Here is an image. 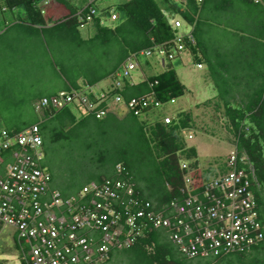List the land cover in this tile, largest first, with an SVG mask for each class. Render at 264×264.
<instances>
[{
	"label": "trees",
	"instance_id": "16d2710c",
	"mask_svg": "<svg viewBox=\"0 0 264 264\" xmlns=\"http://www.w3.org/2000/svg\"><path fill=\"white\" fill-rule=\"evenodd\" d=\"M41 1L0 0V7L4 8L0 10V41L4 40L6 62L0 69V131L12 134L38 124L44 154L40 163L51 176V188L68 197L90 181L120 178L115 167L121 164L139 196L160 207L178 196L183 175L180 161L191 160L192 166L198 167L195 147L187 145L184 136L185 130L194 126L191 112L181 111L169 123L159 116L148 117L149 110L141 114H146L145 117L121 109L96 118L93 112L66 105L59 110L47 108L38 113L34 102L58 90L38 94L34 91L39 86L35 74L27 85L23 83L32 69L43 76L48 68L63 82L64 90L85 85L95 87L110 78L131 53L148 48L154 51V46L173 42L176 30L165 13L171 10L193 25L191 33L195 43L185 39V49L191 51L196 63H208L217 88L216 96L204 104H212L217 110L222 107L234 145L248 155L255 177L251 189L259 213L264 216V3L252 0H203L202 3L197 0H124L109 7L119 17L112 25H106L102 24V14L109 8L103 5L99 9L97 0H54L46 6L45 15L38 6ZM92 7L97 15L91 14ZM6 12L11 18L5 19ZM90 21L89 35H83L81 27ZM204 22L229 31L228 48L236 42L234 47L226 53L209 55L200 35ZM9 32H13L14 37L20 36L19 41L29 39L38 46V60L42 62L37 67L29 66L33 61L29 62L30 57L25 53V56L18 54L17 59L14 58L11 41H5ZM185 91L175 69L167 67L138 81H126L121 94L124 99L152 95L167 103ZM59 144H77L79 173L87 172L82 182L68 184L62 189L54 184V173L47 168L44 159L53 146ZM18 150L20 146L13 145L4 151L3 165L13 162V152ZM263 242L264 239L248 252H233L213 259H188L178 252L162 230H154L131 247L111 250L104 264L114 258L123 264H264L258 256L255 261L245 260L250 251L264 249ZM24 246L15 232L14 248L25 251Z\"/></svg>",
	"mask_w": 264,
	"mask_h": 264
},
{
	"label": "built area",
	"instance_id": "2783aa9c",
	"mask_svg": "<svg viewBox=\"0 0 264 264\" xmlns=\"http://www.w3.org/2000/svg\"><path fill=\"white\" fill-rule=\"evenodd\" d=\"M90 12L94 14V9ZM117 18L112 13L111 19ZM168 21L176 30L173 42L154 46V51L171 60L185 50V39L192 44L195 40L192 28L180 32V19ZM152 52L148 48L131 53L110 75L107 88L85 85L60 91L39 98L34 108L42 112L72 105L102 118L121 109L141 116L172 104L174 99L162 103L152 95L124 99L121 94L126 81L134 82L132 71L139 68L140 59ZM161 61L164 65L163 58ZM172 118L163 116L165 123ZM13 145L20 146V150L13 152V162L3 165L2 154ZM42 158L37 124L12 134L0 131V224L13 227L19 243L25 244V251L16 250L19 264H102L111 250L131 247L154 230H162L188 259L248 252L264 239V216L251 189L254 168L248 155L235 145L211 172L209 167L201 169L192 166L191 160H181L183 175L178 196L160 207L139 196L121 164L115 167L120 178L90 181L77 193L63 197L58 189L51 188V176L41 166Z\"/></svg>",
	"mask_w": 264,
	"mask_h": 264
},
{
	"label": "rangeland",
	"instance_id": "374dc122",
	"mask_svg": "<svg viewBox=\"0 0 264 264\" xmlns=\"http://www.w3.org/2000/svg\"><path fill=\"white\" fill-rule=\"evenodd\" d=\"M122 1L124 0H97L96 3L97 6L100 5L99 9H101V6L103 5H110L115 2V4H118ZM56 13L57 12H55V15ZM165 13L167 14L168 19L176 18L181 20L182 26L179 28L180 32H188L191 29V25L178 13L171 10L165 11ZM5 18H11V14L6 12ZM106 22L109 23L108 20H106ZM88 24H92V22L90 21ZM203 24L204 25L200 26V35L203 41L204 50L209 55L215 52H229V31H224L222 30L223 28L218 29L207 22H204ZM14 36L15 34L13 35V32L12 34L9 32L5 38V41H11L13 52L15 53L14 58L17 59L18 54L24 55L25 53L26 56L30 57L28 61H33L29 66L33 68L37 67L40 62H42L38 60V46L36 47V44L29 39L19 41L20 36ZM3 43L4 40L0 41V69L4 66V63H6L3 57V55H5V46ZM7 49H10V47H7ZM147 58L142 57L140 59L141 66L132 71V78L134 80H139L147 74L159 72L167 67H173L178 78L186 87L185 93L182 96L177 97L172 104H165L162 107L160 106L149 110L147 114L148 117L154 119L159 116L163 118V116L167 114H171L170 116L172 117V113L174 112H191L195 122L193 128L187 129L184 132L186 144L196 148L198 153V168L206 169L209 167L210 170H212L215 166H218V162L225 159L233 149L234 143L233 135L227 127L228 122L223 116L222 107L217 110L212 104H204V101L213 98L217 94V88L211 77V70L209 69L208 63L204 62L201 67H197L196 59L193 57L189 49H185L181 52L180 56L171 60L167 59L164 55H159L156 51H153ZM162 58L164 59V65L161 61ZM146 59L150 63L149 66H145ZM21 63H24V61ZM34 72L35 71L32 69V72H30L31 75H26L23 83L24 85L28 84L30 77H32L33 74L38 75L36 85L39 84V86L34 90L37 91L38 94H50L53 91L61 90L63 88V82L57 79L54 73L51 70H48V68L43 73V76H41V73ZM101 82V86H103V84L110 82V78H106ZM99 85L100 83L97 86L95 85L94 88H97ZM145 116L146 114L141 115V117ZM188 134H192L193 137L188 138ZM77 151V144H59L54 145L51 153L44 157L48 166L47 168L54 173V184L58 187L60 186L59 188L61 189L68 184L82 182L87 176V172L79 173V170L81 169H79L78 166L80 159L77 160ZM205 172H208V169L205 170ZM14 235L15 230L13 227L0 224V261L19 264L17 251L14 248ZM257 256L264 262V249L258 252L250 251L245 260L246 262H248V260L255 261ZM106 264L123 263L114 258ZM233 264L238 263L235 262Z\"/></svg>",
	"mask_w": 264,
	"mask_h": 264
},
{
	"label": "clouds",
	"instance_id": "9594fccd",
	"mask_svg": "<svg viewBox=\"0 0 264 264\" xmlns=\"http://www.w3.org/2000/svg\"><path fill=\"white\" fill-rule=\"evenodd\" d=\"M49 2H55L54 0H42L41 2H39V4H38V6H39V8L41 9V12L45 15L46 13H47V11H48V9H47V5H48V3ZM91 9H94V7H92V8H90V11H91ZM0 10H4V8H1L0 7ZM109 10H110V12H109ZM110 13H108V12ZM98 12V11H97ZM104 13H103V16H102V24H106V25H112V23L116 20H112L111 19V15H112V13H115V14H117L118 15V17H119V14L115 11V10H113V8H109L108 10H105V11H103ZM94 14L95 15H97L96 14V12H95V10H94ZM93 14V15H94ZM80 16H82V15H80ZM108 19H110V22H111V24H109L108 22H106V20H108ZM109 21V20H108ZM86 25V24H85ZM191 25V24H190ZM84 27V24L82 25V27L81 28H83ZM193 27V25H191V28ZM192 31V30H191ZM202 65V64H201ZM93 86V85H92ZM94 87V86H93ZM60 91H68V90H64V89H62V90H60ZM60 91H58V92H60ZM58 92H56V93H58ZM56 93H54V94H56ZM53 95V94H52ZM47 96H50V95H47ZM44 97V96H43ZM83 110V109H82ZM37 112V111H36ZM38 113H41V112H38ZM38 125V124H37ZM42 152H43V149H42ZM44 155V154H43Z\"/></svg>",
	"mask_w": 264,
	"mask_h": 264
},
{
	"label": "bare ground",
	"instance_id": "6f19581e",
	"mask_svg": "<svg viewBox=\"0 0 264 264\" xmlns=\"http://www.w3.org/2000/svg\"><path fill=\"white\" fill-rule=\"evenodd\" d=\"M85 1V0H84ZM177 2V1H176ZM116 3V2H115ZM115 3L114 4H107V5H105L106 7H112L113 5H115ZM212 6V5H211ZM98 7V6H97ZM104 11V10H103ZM98 13H99V11H98ZM104 13V12H103ZM103 15V14H102ZM7 17H9V16H7ZM6 19V18H5ZM109 20V23H111L110 22V19H108ZM92 28V26H90V24H87V25H84V27L82 28V30L81 31H83L84 33H83V35L85 34V33H88V35H89V30ZM11 33V32H10ZM90 35H92V34H90ZM180 56V55H179ZM176 57H178V56H176ZM145 58V57H144ZM150 65V63H149V61H147V59L145 60V66H149ZM172 66V65H171ZM37 78V77H36ZM133 81H138V80H134L133 79ZM32 82H33V79H32ZM104 82V81H103ZM100 83V85L97 87V89H101V88H107L110 84H111V79H110V84L109 83H106V84H103V86H101L102 85V82H99ZM98 83V84H99ZM97 84V85H98ZM27 85V84H26ZM31 85V84H30ZM59 91V90H58ZM90 97H92L91 95H90ZM15 230V229H14ZM16 232V231H15Z\"/></svg>",
	"mask_w": 264,
	"mask_h": 264
},
{
	"label": "crops",
	"instance_id": "0c3cea01",
	"mask_svg": "<svg viewBox=\"0 0 264 264\" xmlns=\"http://www.w3.org/2000/svg\"><path fill=\"white\" fill-rule=\"evenodd\" d=\"M235 43H236V42H235ZM235 43H234V44H235ZM234 44H233L228 50L232 49V48L234 47ZM242 87H243V86L240 85V88H242ZM178 113H179V112H177V113H175V112L172 113V117L175 118V116H176ZM170 115H171V114H170ZM192 119H193V123H194L195 121H194V118H193V114H192ZM195 150H196V148H195ZM196 153H197V150H196ZM197 156H198V153H197ZM263 245H264V242H263Z\"/></svg>",
	"mask_w": 264,
	"mask_h": 264
}]
</instances>
